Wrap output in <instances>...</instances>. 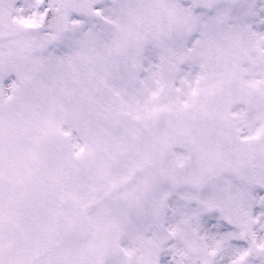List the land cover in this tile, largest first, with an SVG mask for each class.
<instances>
[{"label":"rangeland","instance_id":"1","mask_svg":"<svg viewBox=\"0 0 264 264\" xmlns=\"http://www.w3.org/2000/svg\"><path fill=\"white\" fill-rule=\"evenodd\" d=\"M35 1L10 0L8 10L4 1L1 2L0 0V47L3 46L4 42L10 40L7 32L14 25L15 31L11 43L13 50L16 52V54H11L10 50L1 49L0 59L1 57L12 58L11 56H14L16 59L15 63H19L18 68L20 71L31 59L33 63L32 70L36 69V67H42L41 65L46 60L50 62H58L57 60H59V62L69 65V67L72 66V69L76 67L72 71L77 72H64L63 78L59 79L58 72L49 65L46 70L41 71L37 76L26 82L25 88L30 91L26 100L21 99L20 96L23 86L18 90V98L17 96H13L7 102H4L2 97L0 98V113L7 111L9 108L8 110L11 111L9 125L14 126L13 130L9 125L0 127L10 129V134H8L7 129L0 131V264H17L15 263V256L12 255L14 254L13 250L7 247L9 241L11 242L12 240V234H10L12 226L17 231V234L21 232L19 234L22 235H25V231L28 229L27 224L23 226L17 223L15 216L28 198L26 194L27 186L31 177V170H33L36 161L33 152L35 143L34 134L35 132L37 134L48 132L53 125L52 130H66L69 136H71L70 138H72L71 142L73 145H78L75 150L82 156L80 158L84 162V169L90 173L98 172L104 174L106 178L110 179L109 181L116 182V186H110L109 188L110 192L117 190L116 193H118V197L114 200L110 199L102 207L103 212L100 211L101 213L99 214L97 211L96 213L93 210L90 211L86 204L84 206L81 204V208L77 211V215L82 217V219H79L82 223L87 224L92 219V216L93 218L95 216V219L103 218L106 225H109V235H106L105 239L103 237L108 247L106 248L107 250H104L105 248H103L104 251L95 250L98 246L96 238H98L97 233L101 230V223L94 222L87 226V230L86 225L84 226V237L80 242H71L69 248L66 247L61 251L65 258L71 255L74 259H85L90 257L92 253H95L101 258L99 264H154L156 258L157 264H171V253L181 251L183 252L184 264H199L191 257L189 251L191 249L195 250L196 253L205 254L204 264H256L257 262H250V257L246 254V247L242 241L241 234L243 229L242 222L248 220L253 228L252 233L257 243L262 246V253H264V170L261 168L262 166L257 160L256 155L254 156V152L260 148L263 149L264 145L255 146L256 144H249V150L253 154L248 161L249 166L238 172L235 178L231 177V175H220L219 184L221 188L215 181L213 183L209 181L205 187L202 185L201 188L189 190L187 194H193L194 191L201 193L195 195L197 197L196 200H189L187 194L181 193L178 195L176 190L169 198L170 200H164V192L161 194L159 192H151V189L143 186L144 181L150 179L149 177H140L136 180L135 177L130 178V175L127 176L128 170L124 176H121V172L132 165L134 159L138 157L139 149L129 145L120 130L117 127L115 128L110 118L104 115L109 110L107 107L98 108L95 104H92V100L90 101L86 95L81 96L82 92H72V87L70 86L72 82L67 80V78L72 79L74 75L81 77L84 70L81 67L82 65L92 70L93 60L91 59V54L93 53V49L87 46L86 43H77V37L74 34L76 32L75 26L80 28L79 32H84L86 25L82 22L75 24L76 20L71 21L72 28L63 38L64 40L61 43L53 44L51 32H39L36 30V22H39L41 13L34 14L33 7L35 5L33 3ZM119 1L125 0H117L113 5L111 17H108L110 19L108 27H104L103 25L97 29L96 33L100 34V43L109 38V26L113 29H124L122 27L123 14L129 8H132V5L123 8V4ZM242 3L235 8L221 6L212 15H207L203 12H190L188 8H185L184 12L186 14L190 12V17L179 23L180 26L178 31H176L177 38L175 39L185 41L184 37L186 36L185 39L187 41L189 39L188 49L190 51L188 53L190 55L196 53L202 60H205V49L224 45L222 43L223 38L226 41L232 42L240 41L239 37H241L249 41V43H256L257 47L263 46L258 42L264 43V0H244ZM176 6L179 7L178 5ZM137 8L141 17L142 15L146 16L150 12L148 5L142 4V6ZM8 14L11 15L8 21L10 22V26L7 27ZM243 15L247 16L244 18ZM19 19L21 21H32L35 31L33 30L29 33L22 31L19 26L20 21L16 22ZM226 20H232L233 22L237 20L238 24L233 23V25L237 28L245 26L246 31L244 30L239 34L236 30L230 32V29L234 27H232L231 22H227ZM209 22L212 23L209 27L218 32V37L208 32L204 26L202 27V25H207ZM252 24L256 27L251 28ZM248 26L250 27L248 28ZM226 36H230V38ZM161 43H164V41ZM129 44L131 46L134 45V41L131 40ZM42 46L44 47L42 48ZM18 48L19 50L20 48L29 50L30 57L22 58V54L19 57ZM73 52L74 56L71 55ZM97 53L99 54L98 60H100L97 66L101 69H103V66H106V69H111L115 65V61L119 64L136 65L135 60H124V58L127 59L125 55H118L116 59H113L112 57L103 56L100 52ZM82 54L85 55V58ZM171 55V53L165 55L163 57L164 62L167 63ZM239 55L237 54V56ZM70 56L75 59L79 58L71 65ZM14 71L16 70L13 68V63L10 65L9 63L0 64V73L5 74V76H0L1 92H3V88L6 85V83L3 84L1 78L7 77ZM94 71V74H96V66ZM114 71L117 73L119 80L108 77L94 81L95 85H98L99 88L96 97L100 101L104 97H108L117 103L123 104L128 100L125 95L121 94L120 89L121 87L132 86L133 69L125 68L124 72L115 65ZM169 71L170 67L169 63H167L165 65V74H169ZM20 75L10 78L11 81L17 78L22 81L30 76V74L21 75V77ZM84 75L86 76L87 72ZM85 76L83 78H86L88 75ZM56 85L66 94H61L56 89ZM62 85L67 87L66 90ZM89 95L90 97L92 96L91 87L89 88ZM262 98V102L259 100L261 105L262 103L264 104V97ZM198 99L194 98L192 100L194 106L199 104ZM176 100L178 105L189 103L188 99L184 97H177ZM41 105L44 106L43 108L46 111L41 110ZM51 105L57 106L54 108ZM263 106L255 104V109H252L253 114L249 115L250 113L248 112L246 114L249 116L246 115L244 118L243 114H241L243 111L237 112L234 110L233 114L236 117L239 116L240 119L246 120L250 117L251 120H254L255 117L258 118L259 113L264 112ZM258 107H261V109ZM57 108H59L58 112ZM260 110L261 112H259ZM36 112L37 119L33 117ZM167 118L168 120L172 118L177 120L179 119V114L169 113L166 115ZM262 120L264 119L262 118ZM23 122L29 124L36 123L38 127H31L35 129L33 133H31L33 131L31 128L25 126L21 127L19 132H16L17 130L14 131ZM12 131L18 134H13ZM250 131L247 130L246 134L248 135ZM52 137L55 138L54 136ZM129 141L132 142L131 137H129ZM32 143L33 146L31 148ZM120 182H123V190L118 186ZM231 182H233V187H231L234 192L230 186H224L230 185ZM160 186L159 188H161ZM163 201H165L166 206L168 203V206H170L171 219L167 224L166 220L168 216H166ZM200 201H202L203 206H201L202 203L199 204ZM232 211L235 213L229 214V217H231V223H229L222 217L227 212L232 213ZM32 215L33 222H35L39 217V213L35 211ZM54 216L55 209L51 211L50 218L52 219ZM165 224L168 236L166 234L164 236L160 235L161 232L164 233L165 231ZM61 228H65L64 223L62 226L58 225L55 232H59ZM163 237L166 238L162 240ZM155 238L162 240L159 242L157 252L155 248L149 246V244L155 241ZM22 240L23 238L21 242ZM50 240V234L41 233L38 225L35 224L31 228L28 238L23 242L22 251L19 254L24 256L28 249H31V253L36 249L46 247ZM19 241L17 237L14 245L20 243ZM197 241L202 244L203 252L196 246ZM51 244L49 243V247H53ZM57 245L58 243H55V246ZM117 258L118 260H116ZM22 261L23 259H21V263ZM28 261H30V258H27L25 264H32L36 260L33 258L31 262ZM206 261L207 263H205ZM97 263L94 260L81 262V264ZM45 264L52 263L47 261ZM258 264H264V255Z\"/></svg>","mask_w":264,"mask_h":264},{"label":"flooded vegetation","instance_id":"2","mask_svg":"<svg viewBox=\"0 0 264 264\" xmlns=\"http://www.w3.org/2000/svg\"><path fill=\"white\" fill-rule=\"evenodd\" d=\"M221 69L220 73H217L213 76L212 82L216 84L215 88L210 91L213 93V97H215L218 102H225L228 104V101H225V97L228 99L229 96H233L232 94H238L236 87L234 86V82L237 81L235 74L232 72H226L227 66L219 67ZM241 73H238V77ZM206 82V80L203 79ZM205 84V83H204ZM206 84H208L206 82ZM231 98V97H230ZM213 106L211 104L206 105L205 110L199 115L200 120H196L192 126L187 127L185 134L192 138L195 142L202 141L204 148H202V152L207 153L208 150L216 149L222 140L227 141H237L233 134L232 123L226 122L219 118L218 115H212L210 111H212ZM209 126L212 130L206 131V127ZM189 129H194L193 131H189ZM173 132L171 128L168 130H164L162 135L168 133L169 135ZM202 153V154H204Z\"/></svg>","mask_w":264,"mask_h":264},{"label":"water","instance_id":"3","mask_svg":"<svg viewBox=\"0 0 264 264\" xmlns=\"http://www.w3.org/2000/svg\"><path fill=\"white\" fill-rule=\"evenodd\" d=\"M61 6H64L66 5V2H62V1H58L56 0ZM191 1L193 4H194V7L196 6H211L212 4H217L219 2H230V3H234L236 2V0H189ZM66 22H59V21H55L53 23H51V21L47 22L46 20V23L42 24L43 28H52V29H55L56 32H57V37L60 36L62 32H64L66 30ZM235 166V164H233L232 166L229 165V164H224L223 166H217L218 168L220 169H233V167ZM248 233V232H246ZM249 234V233H248Z\"/></svg>","mask_w":264,"mask_h":264}]
</instances>
